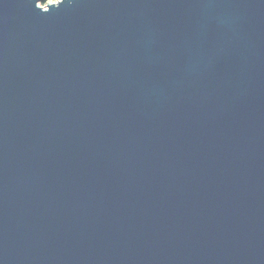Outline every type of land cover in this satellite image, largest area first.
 <instances>
[{
    "label": "water",
    "instance_id": "obj_1",
    "mask_svg": "<svg viewBox=\"0 0 264 264\" xmlns=\"http://www.w3.org/2000/svg\"><path fill=\"white\" fill-rule=\"evenodd\" d=\"M0 0V264H264V0Z\"/></svg>",
    "mask_w": 264,
    "mask_h": 264
},
{
    "label": "rangeland",
    "instance_id": "obj_2",
    "mask_svg": "<svg viewBox=\"0 0 264 264\" xmlns=\"http://www.w3.org/2000/svg\"><path fill=\"white\" fill-rule=\"evenodd\" d=\"M57 0H48L47 3L45 4L42 0L40 2V5L43 6V7H46L48 5V3H52V2H55Z\"/></svg>",
    "mask_w": 264,
    "mask_h": 264
},
{
    "label": "trees",
    "instance_id": "obj_3",
    "mask_svg": "<svg viewBox=\"0 0 264 264\" xmlns=\"http://www.w3.org/2000/svg\"><path fill=\"white\" fill-rule=\"evenodd\" d=\"M42 1L46 4L48 0H42Z\"/></svg>",
    "mask_w": 264,
    "mask_h": 264
}]
</instances>
